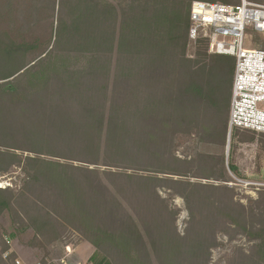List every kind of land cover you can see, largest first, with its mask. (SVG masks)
I'll use <instances>...</instances> for the list:
<instances>
[{"label": "trees", "instance_id": "1", "mask_svg": "<svg viewBox=\"0 0 264 264\" xmlns=\"http://www.w3.org/2000/svg\"><path fill=\"white\" fill-rule=\"evenodd\" d=\"M33 1L10 28L0 8V175L25 174L20 190L0 187V219L12 225L0 224V264H14L11 242L29 230L25 245L60 246L46 211L93 249L90 264H208L218 232L252 243L227 264H264V192L247 206L215 184L238 171L224 153L177 154L194 138L224 148L229 132L236 59L190 39L193 0ZM43 9L58 17L39 58L31 39ZM173 196L189 212L183 233ZM37 201L32 217L14 205L37 210Z\"/></svg>", "mask_w": 264, "mask_h": 264}, {"label": "rangeland", "instance_id": "2", "mask_svg": "<svg viewBox=\"0 0 264 264\" xmlns=\"http://www.w3.org/2000/svg\"><path fill=\"white\" fill-rule=\"evenodd\" d=\"M21 1L23 3H21ZM29 0H0V8L4 15L6 14V27H11L12 23L16 20V13L18 11V6L23 8L28 7ZM242 1V0H241ZM239 1V2H241ZM251 2H262L263 0H249ZM34 4L35 0L33 1ZM43 2V1H42ZM239 2H235L238 4ZM43 4V3H42ZM56 8H58L56 6ZM50 11V10H49ZM8 12H11L12 15L9 16ZM43 14H41V19L38 23V26L33 28L34 32L32 39H37L41 42V47L38 49L41 51L35 54L39 58L45 56L48 51H50L54 43L55 35V26L56 19L58 17V11L54 13V24L52 13L48 14V10L43 9ZM252 36L249 39L252 41L251 45L257 48H264V33L259 32H249ZM50 34L53 35V39L50 45H48V40ZM194 42V41H193ZM210 47V43H209ZM208 47V48H209ZM194 43L189 47V54L194 53ZM210 52V50H209ZM211 53V52H210ZM34 55L31 56L33 58ZM245 131V130H240ZM232 134V133H231ZM227 137V143L224 148L217 145L210 146L201 143L197 138L184 142V144L178 148L177 154L180 157H184L185 153L183 150H186L185 146H190L193 151H205L211 152L215 151L218 153H224L226 160L229 162H234L236 164L238 171L230 173L231 179L228 181L215 182V184H225L229 187H232L237 192V197L240 201L249 205L252 204L259 198V195L264 192L262 190L251 191L250 189H245L242 185L234 182L230 185L229 182H233L235 176L238 179L252 180L264 182V136L262 134H257L254 141H240L232 135ZM239 138V137H238ZM27 154V153H26ZM226 161V162H227ZM25 177V174L22 172L20 167H13L8 173L0 175V187H6L12 185L16 190H20L22 186V181ZM195 180V179H193ZM203 183H208L207 180H201ZM160 193L164 197H168L167 191L160 190ZM18 197H28V196H18ZM31 198V197H28ZM32 199V198H31ZM16 200V199H15ZM34 200V199H33ZM36 201V200H35ZM38 202V201H37ZM39 203V202H38ZM172 203L174 207L180 209L179 217L177 220L178 231L183 233L186 222L189 219V212L186 207L184 199L180 196H173ZM14 205L22 213L24 217H32L38 212L42 211L41 205L37 210L24 211L21 210L19 206L15 203ZM47 219L53 222L59 237L61 239V244L59 247L49 245L42 238L38 239L37 246L32 247L25 245L23 241L28 242L32 238V230L27 231L22 239H16L11 242L12 249L17 252V258L21 259L24 264H84L88 262V258L93 252V249L87 243L77 244V238L73 231L69 228L59 224L57 218L49 212H45ZM51 215V216H50ZM0 224L7 230L12 231V225L9 221L7 215H4L0 219ZM21 240H23L21 242ZM218 245L211 249V256L208 264H227L229 258L234 254L236 248H243L248 250L252 244L247 240V238L238 234L235 238H231L225 232H218L217 234ZM75 244V247L72 252H69L66 248L72 247ZM16 258V259H17Z\"/></svg>", "mask_w": 264, "mask_h": 264}, {"label": "built area", "instance_id": "3", "mask_svg": "<svg viewBox=\"0 0 264 264\" xmlns=\"http://www.w3.org/2000/svg\"><path fill=\"white\" fill-rule=\"evenodd\" d=\"M250 31L264 33V0H242L238 4L191 2L190 39L207 38L211 53L231 55L236 59L229 135L236 129L264 133V48L251 45ZM233 178L230 185L237 182L251 191L264 189V182ZM14 264L24 263L17 258Z\"/></svg>", "mask_w": 264, "mask_h": 264}, {"label": "crops", "instance_id": "4", "mask_svg": "<svg viewBox=\"0 0 264 264\" xmlns=\"http://www.w3.org/2000/svg\"><path fill=\"white\" fill-rule=\"evenodd\" d=\"M75 247V244L72 247L66 248L69 252H72ZM92 254V253H91Z\"/></svg>", "mask_w": 264, "mask_h": 264}]
</instances>
